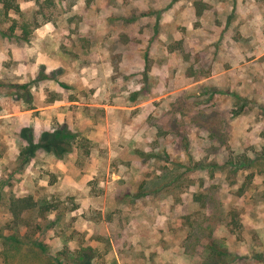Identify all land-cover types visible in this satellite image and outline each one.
Returning a JSON list of instances; mask_svg holds the SVG:
<instances>
[{"label": "rangeland", "instance_id": "374dc122", "mask_svg": "<svg viewBox=\"0 0 264 264\" xmlns=\"http://www.w3.org/2000/svg\"><path fill=\"white\" fill-rule=\"evenodd\" d=\"M3 1L0 109L44 103L6 56L25 23L54 22L112 85L48 93L85 97L84 129L52 123L77 133L63 158L25 163L0 118V264H264V0Z\"/></svg>", "mask_w": 264, "mask_h": 264}, {"label": "crops", "instance_id": "0c3cea01", "mask_svg": "<svg viewBox=\"0 0 264 264\" xmlns=\"http://www.w3.org/2000/svg\"><path fill=\"white\" fill-rule=\"evenodd\" d=\"M60 34L61 33L56 30L54 22L46 21L41 26L34 29L33 36L29 41H24L23 44H13V46H11L10 43L4 44L6 48L7 46H11V51L7 49L6 56L9 59L12 58V72L17 76L16 83L32 80L30 90L33 100L36 102L43 100L44 103H35L33 108L16 113L9 112L6 108H2L0 109V118L12 120V128H14L13 121L17 126L20 123L19 131L23 127H30L34 136L36 135V140L39 139L42 132L54 129L52 126L54 120L61 121V119L63 120L66 118L70 120L68 121L69 123L73 124V128L79 130L85 128V112L81 110L82 106H80V102H84L85 97H54L50 94L48 95L49 92H52V90L57 89L61 85L65 86L64 83L70 85V87H76L77 90L83 92L86 86L96 84L97 79H99L101 75L108 77V86L112 85L111 72H107L104 65L101 69L100 65L94 60L92 63H85L81 58L85 54V50L82 48L81 52L75 51L76 55L71 56L65 49L74 47V43L70 39H68V42L66 39L62 43V35ZM76 44L77 43H75V45ZM62 45H65V49L62 48ZM8 52L12 53V57L8 55ZM0 68L6 69L5 66L1 64ZM87 71L89 72L86 73ZM2 74H0V76ZM72 89L73 88L67 87V90ZM110 93L109 89L108 98L105 102L91 101H93V104H98V106L102 105L109 111L112 108ZM102 94L104 95L103 92ZM74 105L78 106L75 112L73 110L71 111L72 108L74 109ZM64 106L67 107V116H63L61 112ZM74 119H76L75 122ZM102 132L104 133L106 131L102 130ZM107 133L108 136H110L109 131H107ZM107 138L109 145H112L111 137Z\"/></svg>", "mask_w": 264, "mask_h": 264}, {"label": "trees", "instance_id": "16d2710c", "mask_svg": "<svg viewBox=\"0 0 264 264\" xmlns=\"http://www.w3.org/2000/svg\"><path fill=\"white\" fill-rule=\"evenodd\" d=\"M12 1V0H11ZM10 0H4V8L6 13H8L9 8H12V2ZM16 10H20L19 6H16ZM37 27V26H36ZM13 28L11 27V32L6 33L2 32L3 35L6 36H16L21 41H29L31 37H29V31L27 29V23L24 25V29L22 35L13 32ZM25 86V85H18ZM20 135L27 142L26 145L22 148L20 152V156L23 157V161L28 163L31 157L35 156V153L38 149H42L46 152L54 154L57 158H63L67 153H70L73 149V144L75 141V137L77 133L71 131L68 127L63 126L51 131H44L41 133L38 140L34 139L33 131L30 127H23L21 129ZM258 160L264 161V152L262 155L257 157ZM258 166H261L258 165ZM209 247L216 252L218 249L217 245L210 244ZM187 249V248H186Z\"/></svg>", "mask_w": 264, "mask_h": 264}]
</instances>
